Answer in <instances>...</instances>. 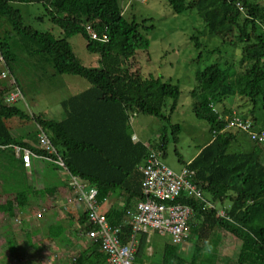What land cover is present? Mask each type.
Masks as SVG:
<instances>
[{
    "label": "trees",
    "instance_id": "16d2710c",
    "mask_svg": "<svg viewBox=\"0 0 264 264\" xmlns=\"http://www.w3.org/2000/svg\"><path fill=\"white\" fill-rule=\"evenodd\" d=\"M166 1L178 14L192 7L197 9L205 28L223 43H229L235 37V44L242 45L240 62H249V67L238 73L214 62L196 73L198 85L192 91L193 111L210 124L213 138L184 167L195 171V183L214 207L195 198L180 199V202L190 204L198 217L190 223L193 235L188 239L194 240V251L186 258L180 252V245L166 244L160 264H232L220 263L215 247L208 246L215 236V245L220 243L221 237L216 232L221 229L241 241L233 264H264V143L253 140L252 149L231 150L240 131L226 129L227 121L211 106L217 107L228 96L247 97L253 102L250 113L242 115L228 106H224L221 113L226 116L237 111L243 119L248 118L254 127L257 126V105L264 109V5L259 0ZM13 2L42 3L50 20L62 29L64 36L56 37L50 31L27 25ZM128 6L126 0H0V25L8 27L0 36V53L14 77L17 66L30 62L37 68H51L54 76L77 75L90 82L89 87L61 101V119L30 114L17 105L16 102L24 98L18 79L15 85L21 91L20 99L9 102L8 95L4 98L5 90H0V182L3 192L15 193L19 208L29 205L31 191L41 196V190L30 182L23 153L17 156L15 146L29 149L39 159L62 168L70 177L97 187L100 202L119 193V198L125 201L123 207L116 203L103 205H106L104 210L113 225L124 221L126 210L132 207L134 200L143 198L144 174L140 166L149 153L161 151L162 158L166 157L167 140L164 137L154 144L144 142L140 137L133 139L131 118L139 113L169 118L163 114L165 101L173 99V110L181 89L160 78H144L131 69L130 62L139 50L149 49L151 40L135 16H126ZM88 26L100 37L107 35V40L92 38ZM76 34L85 38L89 51L99 54L101 68H91L80 61L68 40ZM192 37L197 47L202 46L195 35ZM124 61L128 66L123 65ZM9 120H20L26 125L33 122L37 129L20 130L15 136ZM40 128L50 134L56 152L39 148ZM175 128L180 130V125ZM59 158L64 165L57 162ZM179 160L184 162L181 157ZM68 188L73 192V186ZM57 190V186L46 187L43 193L55 194ZM13 203L11 200L0 203V211L13 217ZM222 207L224 214H220ZM71 217L78 220L80 228H75L78 232L91 229L86 211L80 215L72 213ZM69 227L63 222L52 223L48 226V234L67 241L70 239L66 233ZM129 229L128 226L124 229L125 242L130 235ZM148 237L147 233L141 235L136 252L138 264H154L147 259ZM8 243L13 245L16 241L8 239ZM14 248L16 246H11L10 250L15 251ZM71 264L108 263L99 242L91 241Z\"/></svg>",
    "mask_w": 264,
    "mask_h": 264
},
{
    "label": "rangeland",
    "instance_id": "374dc122",
    "mask_svg": "<svg viewBox=\"0 0 264 264\" xmlns=\"http://www.w3.org/2000/svg\"><path fill=\"white\" fill-rule=\"evenodd\" d=\"M187 1L191 3L193 0ZM259 1L264 5V0ZM126 3H129L126 16H135L142 24L144 34L151 40L149 49L139 50L129 66L144 78L150 76L160 78L164 82L179 85L181 89V95L173 110H171L173 99L167 98L165 101L163 114L170 116L169 118L160 119L143 113L133 117L132 129L137 132L133 136L153 144L160 142L164 137L167 140V155L163 160L173 170L180 171L185 163L191 161L213 138L210 124L198 118L193 111L192 91L198 85L197 71L218 62L223 68H232L239 73L249 67V62H240L242 45L235 44V37L233 41L223 43L220 38L209 33L197 9L193 7L178 14L166 0H126ZM13 5L20 9L27 25L40 31H50L56 37L64 36L62 29L50 20L42 3L13 2ZM6 28L7 25H0V36L4 34ZM193 35L198 38L202 46H196ZM68 40L84 65L91 68L102 67L99 54L87 49V42L81 34L73 35ZM123 65L128 66L126 61ZM15 74L14 79H18L24 91L23 100L19 98L16 104L30 114H42L55 119H61L63 99L90 86V82L80 76L70 74L54 76L51 68L43 69L41 66L37 68L30 62L17 66ZM0 90H5L6 99L11 90H16V86L11 78H0ZM224 106L237 109L243 115L250 113L253 102L247 97L228 96L223 103L217 105L220 111ZM255 116L256 128L264 127V109L259 104ZM27 124L13 120L11 122L13 134L17 136L20 130L29 132L37 129L33 122ZM176 125H180V130L175 128ZM254 145L249 135L240 131L237 141L230 149L249 150ZM180 157L184 162H180ZM36 167V171L31 175L32 182L38 190H41V196L31 191L29 205L26 207L19 208L15 193L9 190L3 192L0 188V203L10 200L14 202L13 214H15L11 217L8 216L9 213L0 211V264H71L90 243L82 232L76 230L80 228L77 218L71 219L72 213L80 215L85 211L84 206L75 201V195L68 188L72 177L48 160H39ZM6 171L9 172L7 169ZM51 186H57L59 189L56 195L43 193L44 188ZM118 194L113 193L110 201L123 207L125 201L119 198ZM102 208L105 209L106 205ZM223 208H220V214H224L225 208ZM196 220L198 217L194 214L192 222ZM57 222L70 225L66 232L69 240H57L48 234V226ZM221 231L216 232L221 237L220 243L215 245L217 241L215 236L209 241L208 246L215 247L214 251L219 253L220 263L226 261L233 264L241 241L231 233L222 229ZM148 235L149 258L147 259L150 263L154 261V264H160L164 247L172 243V237L169 234L162 235L155 230H150ZM192 235L190 233L186 241L180 244V252L186 258L191 257L194 251L192 243L194 240H188ZM8 239L16 243L11 245ZM11 246H16L15 251L10 250Z\"/></svg>",
    "mask_w": 264,
    "mask_h": 264
},
{
    "label": "built area",
    "instance_id": "2783aa9c",
    "mask_svg": "<svg viewBox=\"0 0 264 264\" xmlns=\"http://www.w3.org/2000/svg\"><path fill=\"white\" fill-rule=\"evenodd\" d=\"M264 30V25H263ZM92 38L107 40V35L99 36L90 26H88ZM0 78H11L14 86L16 81L7 67L3 55L0 53ZM22 96L20 89L11 90L7 100L14 102ZM220 118L227 121L226 129H237L248 133L252 140L264 143V127L256 128L250 119H243L237 111L232 115L224 116L215 105H211ZM135 117V116H133ZM132 117V118H133ZM131 118V123L132 122ZM39 148L49 152H56L52 144L50 134L40 128ZM135 136V134H134ZM133 136L134 140H137ZM17 155L23 153L24 164L31 167L32 160L39 156L29 149H21L15 146ZM162 152L152 150L145 162L140 166L144 174L142 183L141 199L134 200L132 207L126 210L124 221L113 225L109 222L105 210L102 208L107 203L98 200L97 187L81 181L77 177L72 178L71 186L75 193V201L84 206L88 214V222L91 229L82 234L89 241H97L100 249L107 256L108 264H138L136 262V252L142 233L155 230L160 234H169L172 243L180 245L190 235V223L195 214L190 204L180 202V199L195 198L203 200L209 207H214L204 195L202 189L195 183V171L188 167H183L180 171H175L169 167L162 158ZM60 165H64L61 158L57 160ZM130 228V235L124 241V229ZM149 236V235H148Z\"/></svg>",
    "mask_w": 264,
    "mask_h": 264
},
{
    "label": "crops",
    "instance_id": "0c3cea01",
    "mask_svg": "<svg viewBox=\"0 0 264 264\" xmlns=\"http://www.w3.org/2000/svg\"><path fill=\"white\" fill-rule=\"evenodd\" d=\"M134 134L136 135L137 132L135 131ZM138 136H139V135H138ZM31 143H32V142H31ZM32 144H33V143H32ZM35 146H37V145H35ZM2 156H4V155H2ZM17 156H18V155H17ZM39 160H41V159H36V158H34V159L32 160V164H31L32 166H31V168H30V169L27 168V167L25 168V170H26V172H27V174H28V178H29L30 181H32V176H31V175L33 174L34 171H36V168H37V167H36V163H37ZM29 175H30V176H29ZM0 181H1V180H0ZM0 188H2V183H1V182H0ZM62 188H63V187H62ZM62 188H61V189H62ZM61 189H60V190H61ZM58 190H59V189H58ZM58 190H57V192H58ZM1 191H2V190H1ZM55 195H56V194H55ZM108 203H111L110 198H108V201H107L106 204H108ZM112 203H115V202H112ZM112 203H111V204H112ZM116 206L119 207V204H116Z\"/></svg>",
    "mask_w": 264,
    "mask_h": 264
}]
</instances>
